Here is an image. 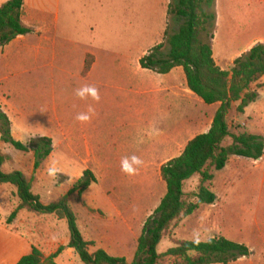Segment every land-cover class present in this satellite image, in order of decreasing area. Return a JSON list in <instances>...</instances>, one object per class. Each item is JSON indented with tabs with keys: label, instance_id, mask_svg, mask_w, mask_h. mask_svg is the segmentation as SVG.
Instances as JSON below:
<instances>
[{
	"label": "crops",
	"instance_id": "crops-1",
	"mask_svg": "<svg viewBox=\"0 0 264 264\" xmlns=\"http://www.w3.org/2000/svg\"><path fill=\"white\" fill-rule=\"evenodd\" d=\"M9 1L11 0H0V8ZM65 1L24 0L22 23L32 32L0 47V104L10 118L12 136L16 141L25 145L39 138H49L53 141L52 155L37 172L34 155L29 160L28 169L33 172L31 178L27 172L20 170L32 181L33 193L40 196L44 205H48L66 195L84 176L85 171H92L98 183L82 194V202H78L76 195L70 197V205L77 215L81 234L86 242L94 243V246L89 247L91 254L104 250L112 257L124 258L128 263H132L142 232L139 237H132L128 232L130 216L125 213L128 212L129 198L122 207L110 210L111 217L107 220L100 218L103 216L101 209L106 205L105 199L103 205H100L92 196V192L101 184L100 179L109 177L110 171L113 170L116 171L115 175L121 174V178L136 180L133 186H149V192L138 193L139 196L153 193L148 180L157 176L163 180L162 167L180 157L195 137L209 132L220 104L207 105L197 97L189 89L184 69L181 67L175 68L167 75L142 68L141 60L165 42L161 40V32L165 29L164 11L161 26L151 44L158 40L159 42L150 52L146 43L143 47L129 46L125 51L120 49L114 52L97 45L93 33L95 29L91 22L87 20L84 23L77 15L74 16L64 5ZM234 1L236 8L240 4L244 5L247 16H264V0ZM216 11L214 59L222 70L229 71L237 58L263 43L264 36L253 38L237 53L227 51L219 44L221 0L216 1ZM166 32L167 30L165 35ZM88 56L94 58V63L89 74L83 75ZM220 58H228V64L223 65ZM132 75L141 77L143 81L135 83ZM148 81L152 84L148 85ZM103 84L106 86L101 90ZM83 85H94L99 89V103L91 98H73L72 92L76 88L72 86L79 88ZM254 86L252 91L256 92ZM256 93V101L242 113L247 114L251 110L249 121L237 118L240 123V130L235 132L237 135L248 133L264 138V91ZM119 98L130 107L125 118L118 124L124 129V134L118 136L120 142L116 145H119L121 150L118 155H114L108 136L113 137V121L119 114L110 109L109 105L111 101ZM90 105L96 112L91 121L84 124L76 121L75 116L87 112ZM235 105L238 107L239 103L233 106ZM100 113H105L106 117L100 119ZM248 128L252 132H246ZM196 130L200 132L195 133ZM132 131L136 133V138L129 145L137 148L134 153L144 161V165L137 175L128 176L120 167L126 144L121 142L129 137L126 133L130 134ZM51 161L57 162V167L61 170L59 174L67 183L66 189L58 194V198L50 199L47 194L36 190L33 180ZM229 162H234L238 168L236 174L244 171L250 164L247 173L250 185H256L257 180L259 195L264 203V154L258 160L232 156ZM123 194L127 197L130 195ZM217 197L218 200L222 199L220 195ZM19 204L15 187L9 184L0 185V264H18L24 257L32 254L34 248L40 250L45 258H50L63 249L55 259V264H83L75 250L69 246L71 237L66 220H60L55 215H37L22 210L9 222ZM262 212L264 218V207ZM258 217L260 215H257L256 224L260 225ZM229 236V239H225L245 245L251 252L250 244L233 241L236 233L230 231ZM253 255L255 252L252 251L250 257ZM131 257L134 259L129 262Z\"/></svg>",
	"mask_w": 264,
	"mask_h": 264
},
{
	"label": "trees",
	"instance_id": "trees-1",
	"mask_svg": "<svg viewBox=\"0 0 264 264\" xmlns=\"http://www.w3.org/2000/svg\"><path fill=\"white\" fill-rule=\"evenodd\" d=\"M217 0H171L169 14L181 25L173 34L166 33L163 44L155 47L141 60L143 69L160 75H167L175 68L184 69L189 89L205 104H220L211 129L190 141L183 154L162 167V179L166 194L158 208L150 216L138 239L135 259L132 263L124 258L110 256L104 250L91 254L78 227L77 215L70 205V197L76 195L82 202V194L98 183L90 170L76 182L74 187L58 200L44 205L40 196L32 191V181L21 171L5 173L2 167L9 159L0 152V185L9 184L17 189L20 204L10 216L12 222L22 210L37 215H55L66 220L70 232V248L74 249L83 264H230L240 258L249 257L250 250L241 244L225 238L174 243L164 254L159 247L169 232L177 227L180 220L191 217L202 206L218 203L217 195L206 186L215 179L211 169L219 172L228 164L230 157L241 156L258 160L264 154V138L248 133L237 135L232 131L228 115L234 104L239 103L237 112L242 114L258 95L252 91L264 78V43L254 46L248 53L237 58L232 68L222 70L214 59L213 42L217 31ZM24 0H11L0 8V47L8 45L19 36L32 31L22 23ZM168 46V52L163 50ZM94 58L88 56L83 75L92 69ZM11 121L0 104L1 142L18 152L33 153L35 172L52 155L53 141L49 138L32 140L28 145L16 141L12 136ZM196 175L201 185L194 200L186 199L185 184ZM210 241V242H209ZM63 249L45 258L40 250L24 257L18 264H55Z\"/></svg>",
	"mask_w": 264,
	"mask_h": 264
},
{
	"label": "rangeland",
	"instance_id": "rangeland-1",
	"mask_svg": "<svg viewBox=\"0 0 264 264\" xmlns=\"http://www.w3.org/2000/svg\"><path fill=\"white\" fill-rule=\"evenodd\" d=\"M161 3V4H160ZM171 0H66V8L77 15V17L84 23L89 20L93 28L94 38L99 47L110 51H125L126 47H143L146 44L148 52L153 49L155 44H151L154 35L160 28L162 23V14L164 11L163 27L173 34L178 31L181 21L175 19L169 14V6ZM240 4L235 7L234 0H221L222 22L220 27L219 44L227 51L239 52L247 42L255 37L264 36V16L259 18L253 15L249 17L245 13V7ZM162 9V10H161ZM168 13V14H167ZM161 32V40H166L165 30ZM166 32V33H167ZM160 40V41H161ZM264 43V39H262ZM151 44V45H150ZM119 46V47H117ZM111 48V49H110ZM168 52V46L163 50ZM138 60V59H137ZM136 60V61H137ZM223 65H227L229 59H221ZM135 61V62H136ZM137 75H132L135 83L143 81ZM148 85L152 82L148 81ZM102 88L106 84L101 85ZM73 88H78L72 86ZM256 92L264 91V80L259 86L253 88ZM75 98V91L72 92ZM194 100V98H190ZM195 101V100H194ZM130 107L123 99H115L109 105L118 115L115 116V129L112 136H108L110 144L113 146L114 155H118L121 148L116 145L119 141L118 136L123 133L124 129L118 126L120 120L125 118L126 111ZM237 113V106H233L228 115V121L235 133L240 130L241 121H249V115ZM106 117L105 113H100L99 118ZM206 129V127H203ZM200 132L196 130L195 133ZM246 132H252L250 128ZM128 138L123 139L121 143H126L123 148L124 156H131L135 149L131 147L136 138V133L132 131ZM128 145V146H127ZM0 152L9 157L3 166V171H25L28 177L33 176L32 170H29V160L33 157L32 153H23L16 151L10 145L0 142ZM58 156V155H56ZM57 159V158H56ZM114 166V165H112ZM116 167L118 165H115ZM250 164L244 171L236 174L238 169L233 162H229L226 168L222 171H215L211 169L215 175V179L207 183L206 186L214 193L221 196L216 205L202 206L194 215L184 218L179 221L177 227L172 229L160 245L159 251L164 254L174 246L176 242L193 241L194 233H199L201 241H208L213 238H227L229 239L230 231L236 237L233 241H243L250 244L252 251L255 252L253 257H243L235 263L231 264H264V218L262 217V207L264 203L259 195L257 180L256 185H250L249 173ZM116 171H110L109 177L101 178V184L95 187L92 196L100 203L105 199L106 205L102 207V219H110V210L115 207H122L129 198V207L126 215L130 216V228L128 232L132 237H139L143 226L147 219L153 215L158 208L162 198L164 197L167 188L160 176L154 179H149V185L153 188V193L148 196H139L138 193L149 192V186H133L136 180H127L121 174H116L118 177L114 178ZM103 176V175H102ZM33 182L36 190L42 194H47L48 197L58 198V194L66 189V179L58 174L55 178L50 177L46 168L35 175ZM63 185V186H62ZM201 185L200 176L196 175L185 184L186 199L188 201L194 200L195 195ZM129 193L127 197L123 193ZM106 193V194H105ZM55 196V197H54ZM103 205V204H102ZM257 215H260V225L256 224ZM237 240V241H236ZM132 247H134L133 242ZM134 257L129 259L132 262ZM162 264H169L170 259H162Z\"/></svg>",
	"mask_w": 264,
	"mask_h": 264
},
{
	"label": "clouds",
	"instance_id": "clouds-1",
	"mask_svg": "<svg viewBox=\"0 0 264 264\" xmlns=\"http://www.w3.org/2000/svg\"><path fill=\"white\" fill-rule=\"evenodd\" d=\"M75 96L81 100H86L91 98V100L99 103L101 97L99 89L94 85H83L75 90ZM96 114L95 109L90 105L87 112L78 113L75 116V120L84 124L89 123L92 119V116ZM144 165V161L137 155L133 154L131 156H124L121 158L120 167L121 171L128 176H135L138 174L139 169ZM46 172L50 177L55 178L61 170L57 167L56 161H51L47 168ZM193 243L198 245L201 240L199 233H194ZM210 242V241H209Z\"/></svg>",
	"mask_w": 264,
	"mask_h": 264
}]
</instances>
